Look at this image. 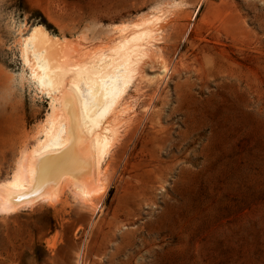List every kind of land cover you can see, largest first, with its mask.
<instances>
[{
	"label": "rangeland",
	"instance_id": "obj_1",
	"mask_svg": "<svg viewBox=\"0 0 264 264\" xmlns=\"http://www.w3.org/2000/svg\"><path fill=\"white\" fill-rule=\"evenodd\" d=\"M157 17L102 185L90 170V201L64 179L0 212V264H264V0H0V182L52 113L21 57L32 27L82 60Z\"/></svg>",
	"mask_w": 264,
	"mask_h": 264
},
{
	"label": "bare ground",
	"instance_id": "obj_2",
	"mask_svg": "<svg viewBox=\"0 0 264 264\" xmlns=\"http://www.w3.org/2000/svg\"><path fill=\"white\" fill-rule=\"evenodd\" d=\"M159 20L123 30L106 51L86 53L82 60L63 55L67 48L63 56L57 53L41 25L33 26L22 39L21 57L29 77L53 106L36 146L23 154L14 175L0 182L1 213L49 200L64 179L72 181L75 196L84 201L94 197L96 189L82 176L95 170L93 181L102 185L99 167L117 136L113 120L123 115L122 96L156 48ZM161 70L168 71L164 63Z\"/></svg>",
	"mask_w": 264,
	"mask_h": 264
},
{
	"label": "snow or ice",
	"instance_id": "obj_3",
	"mask_svg": "<svg viewBox=\"0 0 264 264\" xmlns=\"http://www.w3.org/2000/svg\"><path fill=\"white\" fill-rule=\"evenodd\" d=\"M34 79H35V76H34ZM40 83L42 84V83H43V81H40Z\"/></svg>",
	"mask_w": 264,
	"mask_h": 264
}]
</instances>
